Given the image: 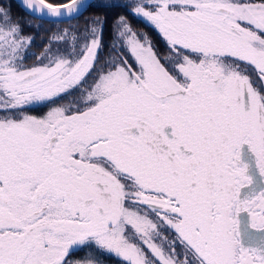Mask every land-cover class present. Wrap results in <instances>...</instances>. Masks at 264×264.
<instances>
[{
  "label": "snow or ice",
  "instance_id": "snow-or-ice-1",
  "mask_svg": "<svg viewBox=\"0 0 264 264\" xmlns=\"http://www.w3.org/2000/svg\"><path fill=\"white\" fill-rule=\"evenodd\" d=\"M114 6L168 54L120 16L35 55L0 0V264H264V0Z\"/></svg>",
  "mask_w": 264,
  "mask_h": 264
},
{
  "label": "flooded vegetation",
  "instance_id": "flooded-vegetation-1",
  "mask_svg": "<svg viewBox=\"0 0 264 264\" xmlns=\"http://www.w3.org/2000/svg\"><path fill=\"white\" fill-rule=\"evenodd\" d=\"M124 2V0H120V3ZM6 3L11 5V15L14 20L19 19L22 24H25V22H30L32 27H28L25 24L24 27V34L26 36H32L34 37V42L29 49L31 53H34L35 55H39L40 52L43 51V49L48 45L50 39L56 35V33H60L62 30H69V31H80L82 32L88 22L101 17V21L103 22V36H104V42L105 44H108L111 41V34L114 30V24L118 17L125 16L130 24L138 31L146 33L149 38L151 39L152 43L158 50V53L161 55V57H164L168 54V49L164 43V41L159 37L158 33H156L151 28L145 26L142 22L138 21L137 18H135L133 15L130 14V12L120 6H114L119 5L120 3L108 5V4H98L94 5V9L87 10L81 17L68 21V22H49L45 20H40L37 18H34L28 14H26L19 6V8L22 10H19L16 6V3L14 0H6ZM108 7H113L114 10H112V14L115 15L117 11H119L118 8H120L123 12L121 15H117V17L113 20V22H110L109 25L107 24V17L106 12H104V15L100 14L102 12V9H107ZM95 9H99V12L95 11ZM141 23V24H140ZM138 27H137V26ZM39 26V27H37ZM107 48L104 49L105 55L107 54ZM35 62V57H30L27 61L28 64H32ZM72 100V97H67L63 100H59L57 102V105L59 104H67ZM53 105V106H57ZM48 111L47 107H37L36 110L30 112L31 115H43ZM88 253L87 251L80 252L78 256L74 257V259H80L81 257L86 256ZM103 264H116L115 258L106 257L104 258Z\"/></svg>",
  "mask_w": 264,
  "mask_h": 264
},
{
  "label": "water",
  "instance_id": "water-1",
  "mask_svg": "<svg viewBox=\"0 0 264 264\" xmlns=\"http://www.w3.org/2000/svg\"><path fill=\"white\" fill-rule=\"evenodd\" d=\"M15 1V3L26 13V14H28V15H30V16H32V17H34V18H37V19H40V20H45V21H49V22H52L50 19H47V18H44V19H42V18H40V16H39V14H36V15H33L25 6H24V4H23V0H14ZM96 0H86V7L85 8H83V9H81V13L82 14H80L79 16H78V18L79 17H81L88 9H89V7L95 2ZM47 2H49V1H47ZM69 2V0L68 1H66V2H64V3H68ZM51 3V2H50ZM53 4H57V3H53ZM60 4H63V3H60ZM75 19H77V18H71V19H65L64 21H62V22H68V21H72V20H75ZM57 23V22H56Z\"/></svg>",
  "mask_w": 264,
  "mask_h": 264
},
{
  "label": "trees",
  "instance_id": "trees-1",
  "mask_svg": "<svg viewBox=\"0 0 264 264\" xmlns=\"http://www.w3.org/2000/svg\"><path fill=\"white\" fill-rule=\"evenodd\" d=\"M47 1H49L51 3L60 4V3L66 2L68 0H47ZM16 6L18 7L17 4H16ZM18 9L21 10L19 7H18ZM92 9H94V3L89 7V10H92ZM118 9H119V11H117L115 13V15L112 14L113 13L112 10H114L113 7H108L107 9H102V12H100V14H102V15H104V12H106V14H107L106 15V17H107L106 19H107V24L108 25H109L110 22H113V20L117 17V15L123 14L122 10L120 8H118ZM95 11L99 12V9H95Z\"/></svg>",
  "mask_w": 264,
  "mask_h": 264
},
{
  "label": "rangeland",
  "instance_id": "rangeland-1",
  "mask_svg": "<svg viewBox=\"0 0 264 264\" xmlns=\"http://www.w3.org/2000/svg\"><path fill=\"white\" fill-rule=\"evenodd\" d=\"M117 3H120V0H96L95 2H94V5H98V4H108V5H113V4H117ZM99 19H101V17L99 18ZM138 20V19H137ZM138 21H140V20H138ZM141 22V21H140ZM141 24V23H140ZM144 24V23H143ZM145 26H147L146 24H144ZM137 26V25H136ZM138 27V26H137ZM147 27H149V26H147ZM150 28V27H149ZM65 30H62V31H60V33H56L55 32V34L57 35V34H62L63 32H64ZM69 33H72V31H69V30H67Z\"/></svg>",
  "mask_w": 264,
  "mask_h": 264
}]
</instances>
